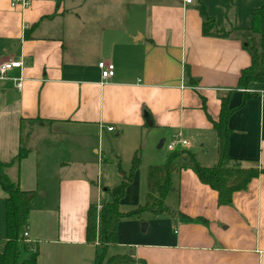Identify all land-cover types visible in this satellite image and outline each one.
<instances>
[{
    "label": "crops",
    "instance_id": "crops-1",
    "mask_svg": "<svg viewBox=\"0 0 264 264\" xmlns=\"http://www.w3.org/2000/svg\"><path fill=\"white\" fill-rule=\"evenodd\" d=\"M201 1L226 29L250 27L252 10L264 6V0H158L146 9L144 28L125 21L101 36L93 18H85L97 14L94 5L0 0V62L23 61L22 68L8 72L10 79H0V161L11 163L21 148L27 150L7 172L34 195L28 240L29 253H39L37 264H94L96 245L86 241L87 211L111 198L103 193L109 186L92 176V168L104 161L108 139L115 145L112 154L122 158L127 151L133 159L138 149L147 157L153 144L162 148L181 135L189 146L177 150H190L206 167L217 163L213 121L228 92L233 91L232 105L240 103L243 89L237 84L251 57L239 38L203 36ZM104 2L114 13H133V0ZM100 61L116 66L106 83ZM187 66L196 85L186 77ZM14 78H23L22 90ZM254 88L259 97L230 119L228 152L246 166L264 167V85ZM155 164L160 162L148 168ZM143 178L147 181L140 167L124 206L146 201ZM174 183L168 205L196 221L179 215L124 219L114 247L119 253L133 249L147 264H264V174L235 193L228 206H219L218 193L191 169H183ZM5 197L1 189V224ZM5 242L6 235L0 252Z\"/></svg>",
    "mask_w": 264,
    "mask_h": 264
},
{
    "label": "trees",
    "instance_id": "trees-1",
    "mask_svg": "<svg viewBox=\"0 0 264 264\" xmlns=\"http://www.w3.org/2000/svg\"><path fill=\"white\" fill-rule=\"evenodd\" d=\"M198 10L202 18V34L205 37L239 38L243 41L244 49L251 57L250 66L241 71L238 89H243L241 101L232 105L233 91L221 98L219 119L213 121L218 136V161L211 167L203 166L196 155L187 149L170 152L164 164L151 165L147 172V196L143 204L130 210H123L121 201L127 189L134 182L141 166V149H138L131 161L129 171L119 168L122 182L118 192L107 188L103 193L110 194L111 199L103 203H92L87 211L86 241L96 245L94 264H147L136 258L135 251L128 249L123 254L110 255V250L118 244L119 224L128 218H152L179 215L196 221L187 215L171 208L167 203L168 196L175 190V177L183 169L193 170L199 180L218 193L219 206H228L233 202L234 194L247 190L253 179L264 174V167L258 165L246 166L239 159L229 156V140L233 132L230 127L231 117L259 97L255 84H264V6L254 8L250 14L251 25L239 28L237 25L226 29L219 27L214 16L210 15L206 5L201 1ZM230 7H226L228 12ZM186 77L196 85L191 77L189 67H186ZM27 155V150L21 148L11 163L0 161V188L6 193V242L0 252V264H37L39 253L36 250L29 259L20 260L21 248L30 250L33 244L27 242L24 236L29 226L32 192L24 191L12 180L7 168L19 163ZM185 157L183 163L178 161Z\"/></svg>",
    "mask_w": 264,
    "mask_h": 264
},
{
    "label": "rangeland",
    "instance_id": "rangeland-1",
    "mask_svg": "<svg viewBox=\"0 0 264 264\" xmlns=\"http://www.w3.org/2000/svg\"><path fill=\"white\" fill-rule=\"evenodd\" d=\"M79 1H80L79 2L80 4H76L77 3L76 1L74 2L73 0H68L67 6L69 8L76 7V6L77 7L80 6L82 8H85V7H90V6L94 5L97 8V11H96L97 14H87V16L85 18H87V19L90 17L93 18V21L95 22L96 29H98L101 36H103V33L107 32V31L110 32L111 27L114 25H115V28L119 29L120 28L119 26H121L119 23L123 24L125 21L126 22L131 21L133 23V25H139L142 28H144L145 25H147L149 23V16H150V14H148V11L146 9L151 7V5L158 0H133V5H132L133 13L131 15H127V14L124 15L123 13H120V12H117V13L112 12V8L114 6L105 3L104 0H89V1L79 0ZM141 2H143L142 3L143 8L137 6ZM117 9H119V8H117ZM144 11H147V12H144ZM116 134H117L116 132H113L110 135L113 137ZM106 140H107V138H106ZM117 143H118V145L122 146V148H123L124 143H121L120 141H117ZM54 145L58 146V143L54 142ZM158 145H159V143L156 145L153 144L151 146V151L149 152V155H147V157L144 156V148L141 149L142 161H141L140 167L141 168L143 167L146 174H147V168H148L149 164H152V162H155V163L160 162V164H164L168 158V155L170 154V150H168V148H167V143L162 148H159ZM114 146L115 145H113V143L110 141V139L105 141V144H104V150H105L104 161H103V159H101L100 165L96 168H92L93 178L97 181L99 179V181L102 185L105 184V185L109 186L108 188H110V190L112 192L117 190V188H118V191L120 190V185L122 182V175L120 174L119 168L121 167L126 172L129 171V169L131 167V159H132L131 156H128L127 151L123 152L122 158L116 157L111 152L112 147L114 149L113 152H115ZM58 150H60V149H58ZM58 150H56V151H58ZM152 151H153V153H152ZM88 156L93 157V153H90V151H89ZM184 159H185V157H182L178 161V164L183 163ZM160 164H155V165H160ZM42 177H44V175H40V178H42ZM142 187H143V191L145 192L146 188H147L146 178H143ZM0 190H1V188H0ZM42 192L43 191H40L37 194V198H39L42 195ZM125 196H126V194H125ZM125 196L123 197V199L121 201L122 208H123V210H130V209H132V206L128 207V206L123 205V200L125 199ZM38 201H40V200H38ZM38 201L37 202L34 201L33 205L37 204ZM102 203H103V200L99 205H101ZM143 203H145V201ZM98 210L100 211V209H98ZM148 217L149 216L145 215L143 218H148ZM5 219H6V216H5ZM144 223H147V221H144ZM0 234L3 235V236L0 235V238H4L6 235V222L5 221H4V224L0 223ZM29 251L30 250H25L22 246L21 256H20L21 261L25 260L26 258H28L31 255L29 253ZM119 252L120 251H118L117 249L112 247V249L110 250V255H115V254H118ZM119 254H123V253H119Z\"/></svg>",
    "mask_w": 264,
    "mask_h": 264
},
{
    "label": "built area",
    "instance_id": "built-area-1",
    "mask_svg": "<svg viewBox=\"0 0 264 264\" xmlns=\"http://www.w3.org/2000/svg\"><path fill=\"white\" fill-rule=\"evenodd\" d=\"M19 0H13V5L16 4ZM188 3L193 2V0H186ZM24 4H27V0H23ZM23 61L21 60H4L0 62V79L6 80L10 79L8 77V72L14 68H22ZM99 68L101 70V76H102V83H106L108 80L113 78L116 73V66L114 63L106 62V61H100L99 62ZM14 81L16 83V87L19 90H22L23 88V78H14ZM109 131H113L114 127H108ZM181 146V148L189 146V141L187 139H184L181 135H178L175 137L174 140H172L168 145V149L172 152L178 149V147ZM99 209H101V206L99 205ZM24 236L27 238V242L31 243L30 240H28L29 237V231H25Z\"/></svg>",
    "mask_w": 264,
    "mask_h": 264
},
{
    "label": "water",
    "instance_id": "water-1",
    "mask_svg": "<svg viewBox=\"0 0 264 264\" xmlns=\"http://www.w3.org/2000/svg\"><path fill=\"white\" fill-rule=\"evenodd\" d=\"M147 121L150 125H152V120L150 118H148Z\"/></svg>",
    "mask_w": 264,
    "mask_h": 264
}]
</instances>
